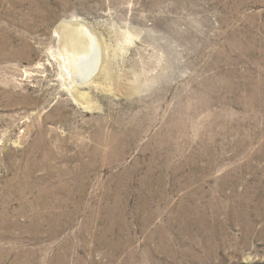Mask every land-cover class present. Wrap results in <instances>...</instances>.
<instances>
[{
	"label": "rangeland",
	"instance_id": "obj_1",
	"mask_svg": "<svg viewBox=\"0 0 264 264\" xmlns=\"http://www.w3.org/2000/svg\"><path fill=\"white\" fill-rule=\"evenodd\" d=\"M0 264H264V0H0Z\"/></svg>",
	"mask_w": 264,
	"mask_h": 264
},
{
	"label": "bare ground",
	"instance_id": "obj_2",
	"mask_svg": "<svg viewBox=\"0 0 264 264\" xmlns=\"http://www.w3.org/2000/svg\"><path fill=\"white\" fill-rule=\"evenodd\" d=\"M55 33V37L58 38L59 47L57 51L54 52L53 58L61 72V79L65 82V86H67L66 88L71 93L70 95L73 96L74 100L79 105L84 106L85 97L78 92V89L80 86L84 85L83 83L86 81L89 82L90 79L92 81L99 72L101 64V54H97V47H95L96 44H94L96 43L95 37L94 35H90L89 28L76 22L61 24L58 26ZM75 40H79V42L76 43ZM80 59L83 60L82 65H75ZM77 68H79L81 73L78 76L73 74ZM59 204L58 202V205Z\"/></svg>",
	"mask_w": 264,
	"mask_h": 264
},
{
	"label": "water",
	"instance_id": "obj_3",
	"mask_svg": "<svg viewBox=\"0 0 264 264\" xmlns=\"http://www.w3.org/2000/svg\"><path fill=\"white\" fill-rule=\"evenodd\" d=\"M75 42L77 43V42H79V40H75ZM76 43H75V45H76ZM82 63H83V60L80 59L79 61H77V63H75V65H77V64H78V65H79V64L82 65ZM73 74L78 76V75H80L81 73H80L79 69H78V70L75 69V71L73 72Z\"/></svg>",
	"mask_w": 264,
	"mask_h": 264
}]
</instances>
